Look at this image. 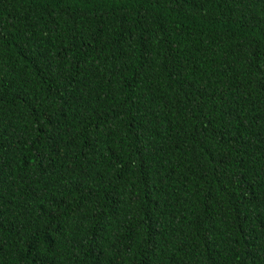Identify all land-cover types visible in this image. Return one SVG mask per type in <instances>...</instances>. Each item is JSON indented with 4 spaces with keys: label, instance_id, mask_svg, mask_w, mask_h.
I'll return each instance as SVG.
<instances>
[{
    "label": "trees",
    "instance_id": "1",
    "mask_svg": "<svg viewBox=\"0 0 264 264\" xmlns=\"http://www.w3.org/2000/svg\"><path fill=\"white\" fill-rule=\"evenodd\" d=\"M0 264H264V0H0Z\"/></svg>",
    "mask_w": 264,
    "mask_h": 264
}]
</instances>
